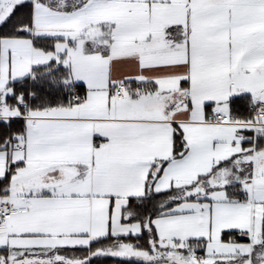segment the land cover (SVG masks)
Returning <instances> with one entry per match:
<instances>
[{"label":"snow or ice","instance_id":"6c2138e0","mask_svg":"<svg viewBox=\"0 0 264 264\" xmlns=\"http://www.w3.org/2000/svg\"><path fill=\"white\" fill-rule=\"evenodd\" d=\"M0 264H264V0H0Z\"/></svg>","mask_w":264,"mask_h":264}]
</instances>
